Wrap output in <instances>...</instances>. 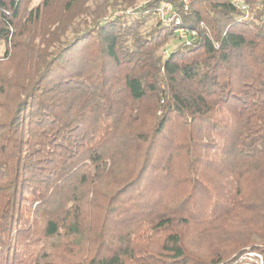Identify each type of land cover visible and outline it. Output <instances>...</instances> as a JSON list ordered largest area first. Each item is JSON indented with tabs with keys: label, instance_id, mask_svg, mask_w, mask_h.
I'll return each instance as SVG.
<instances>
[{
	"label": "trees",
	"instance_id": "trees-1",
	"mask_svg": "<svg viewBox=\"0 0 264 264\" xmlns=\"http://www.w3.org/2000/svg\"><path fill=\"white\" fill-rule=\"evenodd\" d=\"M89 1L0 0V264H264V0Z\"/></svg>",
	"mask_w": 264,
	"mask_h": 264
},
{
	"label": "built area",
	"instance_id": "built-area-1",
	"mask_svg": "<svg viewBox=\"0 0 264 264\" xmlns=\"http://www.w3.org/2000/svg\"><path fill=\"white\" fill-rule=\"evenodd\" d=\"M236 6L241 10H245L244 0H234ZM162 8V9H161ZM165 11V12H164ZM172 6L169 3L163 2L161 3L159 9H157V16L160 19L165 20V18L169 15H173ZM182 38L186 37L187 30L178 29L176 30ZM241 261L244 263L250 264H263V256L260 252L257 251H248L244 256L241 257Z\"/></svg>",
	"mask_w": 264,
	"mask_h": 264
},
{
	"label": "rangeland",
	"instance_id": "rangeland-1",
	"mask_svg": "<svg viewBox=\"0 0 264 264\" xmlns=\"http://www.w3.org/2000/svg\"><path fill=\"white\" fill-rule=\"evenodd\" d=\"M116 1H118V0H115L114 2H116ZM139 1V4H142L145 0H138ZM97 2V4H95ZM106 1H104V0H94V1H89V2H87L86 3V5H89V7H90V9L91 10H94L95 8H96V5H102V4H104ZM111 5H112V3H110ZM125 7L126 6H121V7H115L117 10L115 11V12H113V14L114 15H117V14H119V13H121L122 11H124V9H125ZM106 8H107V6H106ZM159 9V8H158ZM162 9V8H161ZM110 10V9H109ZM107 11H108V9H107ZM128 11H131V9H129ZM165 12V11H164ZM171 44H173V45H175L176 43L175 42H172ZM3 45H1L0 46V56L3 54Z\"/></svg>",
	"mask_w": 264,
	"mask_h": 264
}]
</instances>
